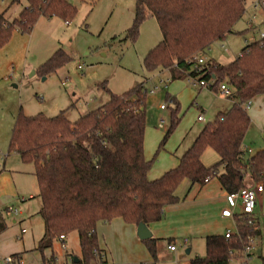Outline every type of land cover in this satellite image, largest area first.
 <instances>
[{
	"label": "trees",
	"instance_id": "16d2710c",
	"mask_svg": "<svg viewBox=\"0 0 264 264\" xmlns=\"http://www.w3.org/2000/svg\"><path fill=\"white\" fill-rule=\"evenodd\" d=\"M19 1L12 0L10 7ZM246 5L247 0H138L128 39L135 42L141 24L149 18L157 21L162 34V41L144 59L146 70L168 72L172 81L186 76L213 81L216 93L225 84L232 93L229 99L236 102L231 110L206 124L178 166L157 180L148 178L153 162L146 160L144 152V84L122 95L110 93L106 104L76 122L64 112L53 118L42 114L18 116L9 152L35 166L39 215L45 224L37 251L43 257L46 251L53 252L61 236L77 233L81 250L78 264H95L94 253L100 250L98 224L122 219L135 227L141 223L149 227L161 222L164 209L179 202L176 192L185 180L204 186L218 179L229 195L264 181V152L246 158L244 148L251 126L246 104L264 95V39L246 44L240 56L228 64L211 60L201 73L192 70L199 52H207L235 33V25L246 14ZM76 13L71 0H27L13 22L7 18V11L0 12V49L10 42L15 29L29 34L41 17H59L68 23ZM67 61L68 56L59 50L42 67L43 73L54 72ZM178 111L176 106L163 143L179 123ZM208 149L219 158L211 167L202 161ZM236 225L237 233L230 239L207 237L206 255L194 258L191 264H233V260H240L250 239L256 241L260 231L257 219V230L242 216L236 217ZM6 230L0 211V235ZM143 243L157 264L159 240L152 237ZM54 257L45 258L43 264Z\"/></svg>",
	"mask_w": 264,
	"mask_h": 264
},
{
	"label": "rangeland",
	"instance_id": "374dc122",
	"mask_svg": "<svg viewBox=\"0 0 264 264\" xmlns=\"http://www.w3.org/2000/svg\"><path fill=\"white\" fill-rule=\"evenodd\" d=\"M256 1L247 0L246 10H250ZM11 2L0 0V12L7 11V18L13 22L27 6V0H20L10 7ZM71 3L77 13L68 23L59 17H41L29 34L15 29L10 42L0 49V172L3 167L6 170L0 183V209L6 212L12 208L33 217V231L26 238L28 247L33 244V236L35 242L43 229L36 215L41 200L39 197L31 200L29 194L22 191L19 197L21 183L16 182V187L13 180L20 174L23 186L30 189L33 187L31 180L35 179L38 190L34 164L24 163L18 154L9 152L18 116L42 114L53 118L64 112L71 122H76L106 104L110 93L122 95L144 84L147 91L144 152L145 158L153 162L152 167L157 168L176 162L200 130L214 121L228 103L220 92L192 85L188 76L172 81L166 72L149 73L146 70L144 59L162 41V34L157 21L149 18L141 24L137 40L128 39L138 0H71ZM257 13L255 31L259 38V33H264V14L260 10ZM249 17L245 14L235 25L234 34L211 46L206 52L208 60L226 64L238 58L246 41L253 37L246 31ZM59 50L69 61L58 70L44 74L42 67ZM79 66L83 69L79 70ZM154 88L157 90L151 94ZM176 106H179V123L163 143L172 126ZM200 116L205 118L204 122L198 121ZM255 135L256 130L251 128L248 138ZM249 185H252L250 181ZM7 223L6 232L0 236V259L6 257L7 252L16 250L20 243L10 218ZM55 248L60 250V244ZM66 248L71 257L81 256L77 233L69 236ZM202 249L206 255V246ZM46 253L50 254L51 250ZM59 257L62 261L68 258L62 250ZM252 257L258 259L257 253Z\"/></svg>",
	"mask_w": 264,
	"mask_h": 264
},
{
	"label": "crops",
	"instance_id": "0c3cea01",
	"mask_svg": "<svg viewBox=\"0 0 264 264\" xmlns=\"http://www.w3.org/2000/svg\"><path fill=\"white\" fill-rule=\"evenodd\" d=\"M254 4L251 6L252 11H250L251 9L247 10L246 14L250 16L249 19H247L248 22L253 16H256V19L258 18L257 12L259 9H255ZM256 27L257 26L255 25L254 29H250L248 26L246 31L253 34L252 39L259 40L260 37L256 38ZM261 34L262 32L259 33V35ZM252 39L247 40L246 44L251 43ZM223 49L227 52L224 47ZM234 60L235 59L232 61ZM232 61H229L226 64ZM227 102L225 110H221L219 113H225L231 110L232 106L236 103L229 98H227ZM248 114L251 118V126L249 130L254 128L256 130V135L253 138H248L249 130L247 131L244 139L246 158H249L260 151L264 152V95L251 101ZM196 138L193 140L192 145ZM192 145L182 152V155L177 158L176 162L162 165V167H152L148 174L149 180H157L166 172L176 168L181 157L192 147ZM202 161L206 167H211L219 161V158L213 150L208 149L203 154ZM3 172H6L5 167H3L0 172V176L5 174ZM3 176L0 177V183L3 180ZM21 178L23 177L20 174H16L15 178H13L16 187V182L22 184V186L19 184V189L17 188L19 197L23 192L29 194L31 200L36 197L38 198L39 187L37 190L35 179L31 180L33 187L29 189L27 185L26 188L25 185L23 186ZM262 183L264 185V181H262ZM176 195L179 202L167 206L164 209V219L159 223L149 226L153 237L159 240L157 264H191V261L194 258L205 256L202 248L203 246H206L207 237L224 236L227 231H231L235 234L237 233L236 217L242 212L241 203L239 201H232L229 198V194L222 188L218 179H213L204 186L193 185L185 180L178 188ZM40 210L41 206L39 212ZM227 210L232 211V218L223 217V212ZM0 211L2 212L7 225V219L10 218L11 223L14 225L13 229L16 230V238L20 242L17 244L18 247L16 250H11L5 254L6 257L20 255L26 264H43L45 258L49 259L53 254L59 256L61 246L60 250L59 248H54L53 252L51 251L50 254L45 252L44 257L37 251L39 242L42 240L45 233V224L39 215V212L36 215L40 218L43 229L35 238V242L33 236V244L28 247L26 244V238L30 236L28 234L33 231L35 224L33 217H27L22 212L12 214L4 212L1 209ZM255 216L259 224L260 236L254 243L253 255L257 253L258 259H253L252 257V263L250 262V264H264V193L258 197ZM96 233L99 247L107 255L105 264H155L147 247L143 241L138 238L137 227L134 225L127 224L122 219H115L107 224H98ZM68 239L69 237L66 242ZM170 240H172V242H169ZM185 241L187 242L186 244ZM170 246H175L176 251L169 250ZM181 251L185 253L184 255L186 256H184ZM64 256L65 258L71 257L68 251ZM170 258L172 260H170Z\"/></svg>",
	"mask_w": 264,
	"mask_h": 264
},
{
	"label": "built area",
	"instance_id": "2783aa9c",
	"mask_svg": "<svg viewBox=\"0 0 264 264\" xmlns=\"http://www.w3.org/2000/svg\"><path fill=\"white\" fill-rule=\"evenodd\" d=\"M254 8L259 9L264 13V0H257L254 4ZM246 13H247V11H246ZM255 19H256V16H253L251 18V20H249L248 26L250 27V29H254ZM263 39H264V33H262L260 35L259 40H263ZM256 41H258V40L252 39L251 42H256ZM193 61H194V66L192 69L193 72L201 73L202 71H204L206 69L205 66L208 63V60L206 58V52H199L194 57ZM82 69H83V67L79 66V70H82ZM190 82L192 85L198 86L201 89L213 90V86H214L213 81H210V82L200 81L198 77H190ZM166 85H167V83H166ZM156 90H157V88H154L151 91V94H154L156 92ZM219 92L222 95H224L226 98H229L232 95L231 91L229 90V88L225 84H222L220 86ZM250 106H251V102L246 104L247 109H249ZM161 109L165 110V106H162ZM198 121L204 122V117L200 116L198 118ZM263 193H264V185L262 182H258L256 184H254L252 187L242 190L238 194L229 195V198L232 201H239L241 203L242 212L239 216L245 217L248 221V225L250 227H254V229H256V230H257V227H255V220L257 218L255 216V209L257 206L258 197H259V195H261ZM6 212L12 213V214L18 213V211L14 210L12 208L7 209ZM222 215L225 218H232L233 217V213L230 210L223 212ZM234 234L235 233H233L231 231H227L224 236L226 239H230ZM66 240H67V238L64 235L61 236L59 239V244L61 246V250L63 251L64 255L67 254ZM186 243L187 242L185 241V244ZM254 243H255V240L250 239L249 246L245 247V249L243 251L242 258L240 260H233L232 263L250 264V262L252 260V256H253ZM169 250L176 251V247L170 246ZM94 255H95V259H96L95 264H105V261L107 259V255L101 249L99 251H95ZM0 264H26V263L20 255L19 256L13 255V256H7V257L0 259ZM48 264H73V257H68L65 261H62L59 256H55L53 259L50 260V262Z\"/></svg>",
	"mask_w": 264,
	"mask_h": 264
},
{
	"label": "water",
	"instance_id": "95a60500",
	"mask_svg": "<svg viewBox=\"0 0 264 264\" xmlns=\"http://www.w3.org/2000/svg\"><path fill=\"white\" fill-rule=\"evenodd\" d=\"M137 235L141 241H148L153 237L150 228L144 223L139 224L137 227ZM74 261L76 264L79 263V259L77 257L74 259Z\"/></svg>",
	"mask_w": 264,
	"mask_h": 264
}]
</instances>
